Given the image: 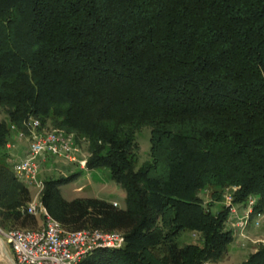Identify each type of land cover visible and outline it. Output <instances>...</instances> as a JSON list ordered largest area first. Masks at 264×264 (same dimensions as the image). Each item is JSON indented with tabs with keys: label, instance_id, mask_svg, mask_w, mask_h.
<instances>
[{
	"label": "trees",
	"instance_id": "trees-1",
	"mask_svg": "<svg viewBox=\"0 0 264 264\" xmlns=\"http://www.w3.org/2000/svg\"><path fill=\"white\" fill-rule=\"evenodd\" d=\"M88 142L127 207L65 199L47 179L42 202L68 230H122L126 245L81 264L216 263L235 240V202L264 206V0H0V225L27 227L30 190L8 143L30 117ZM151 127V158L137 138ZM211 192L212 201L202 193ZM200 236L180 245L183 230ZM237 264H264V243Z\"/></svg>",
	"mask_w": 264,
	"mask_h": 264
},
{
	"label": "built area",
	"instance_id": "built-area-1",
	"mask_svg": "<svg viewBox=\"0 0 264 264\" xmlns=\"http://www.w3.org/2000/svg\"><path fill=\"white\" fill-rule=\"evenodd\" d=\"M13 130L17 140L28 142V150L24 156L13 160L12 169L21 182L28 187L37 188L36 194L31 197L25 210L45 217L44 223L36 228H4L0 225V236L10 243L18 262L20 264H81L86 256L97 249L123 248L127 242L124 231L101 228L68 230L49 214L42 202L45 183L39 178L41 160L48 157L60 158L86 168L90 153L87 158L80 143L87 140L75 132L48 128L43 125L41 119L33 116L24 121V128L14 125ZM79 155H84V158L80 160ZM235 189L236 187L227 189L224 193L225 205L230 210L226 221L227 227L233 231L235 240L243 237L253 243H264V239L253 238L249 234L251 227L257 229L264 227V206H259L260 196L252 194L246 202L239 204L235 202Z\"/></svg>",
	"mask_w": 264,
	"mask_h": 264
},
{
	"label": "rangeland",
	"instance_id": "rangeland-1",
	"mask_svg": "<svg viewBox=\"0 0 264 264\" xmlns=\"http://www.w3.org/2000/svg\"><path fill=\"white\" fill-rule=\"evenodd\" d=\"M50 128V127H48ZM151 127L146 125L143 126L137 133V138L140 145V150L137 157L136 167H142L151 158ZM81 148L83 154L89 156V149L87 142L82 141ZM83 155V156H84ZM80 156V160L84 157ZM12 159H16L14 153L11 152ZM11 160V165L13 163ZM39 178L44 183L47 179H66L74 175L73 179L65 182L61 185L60 190L62 196L67 200H72L75 198L85 197V198H98L103 199L112 203H115L121 208L127 207L126 201V190L111 176V170L107 167L93 168L89 169L81 168L78 163H72L64 161L60 158H46L41 160ZM30 195L33 197L37 188L29 187ZM205 201H212L211 192L202 193ZM224 202L214 201V209L219 208ZM43 219L45 217L43 216ZM249 234L253 238L264 239V227L262 229H257L251 227ZM200 236L198 234H193L190 230L186 229L181 231L178 236V242L180 245H185L191 243L195 240H199ZM245 243V244H244ZM261 242L253 243L248 238L240 237L234 240L228 245L227 253L224 257L216 263L213 264H237L246 260L250 253L255 251Z\"/></svg>",
	"mask_w": 264,
	"mask_h": 264
},
{
	"label": "crops",
	"instance_id": "crops-1",
	"mask_svg": "<svg viewBox=\"0 0 264 264\" xmlns=\"http://www.w3.org/2000/svg\"><path fill=\"white\" fill-rule=\"evenodd\" d=\"M10 153L13 152L16 158L22 157L28 150V142L26 140H17L15 134H13L10 146H8ZM3 217L0 215V220ZM44 223L43 215H35V221L32 225L23 228H36ZM0 264H20L17 257L12 250L10 243L0 236Z\"/></svg>",
	"mask_w": 264,
	"mask_h": 264
}]
</instances>
